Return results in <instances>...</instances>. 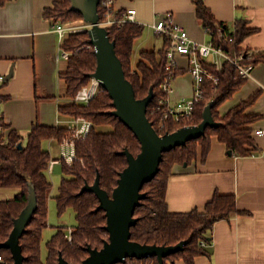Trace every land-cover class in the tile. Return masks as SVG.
<instances>
[{
    "label": "trees",
    "instance_id": "obj_1",
    "mask_svg": "<svg viewBox=\"0 0 264 264\" xmlns=\"http://www.w3.org/2000/svg\"><path fill=\"white\" fill-rule=\"evenodd\" d=\"M13 0H0V6ZM99 0V21L106 15L105 3ZM115 2V0H112ZM197 19L203 28H209L207 35L213 47L220 49L230 59H239L242 66H256L264 62V51H252L241 47L248 36L256 29L248 26L245 20H238L233 25L216 22L211 11L203 0H193ZM70 0H54L52 6L45 8L43 18L50 21L54 27L64 26L72 22L79 23L84 28L77 33H69L64 37L60 48L69 53L66 67L59 72L58 77L64 82V102L58 105V113L66 119L83 117L90 121L92 128L88 135L76 143L77 161L71 167L62 165V178L55 197L59 214L71 208L75 213L76 224L71 228V241L66 237L63 227L47 242V257L45 263L40 259L41 235L47 226L48 198L51 183L47 178V170L51 161L48 151L42 148L44 141H59L66 132L65 126H47L33 123L25 143L21 136L11 129L0 114V188H16L20 192L10 200L0 201V243L5 242L12 229L13 221L25 208L28 201L29 188L33 187L37 198V208L29 225L20 238V246L24 257L23 264H58L59 255L69 263L79 264L88 256L86 247L100 249L108 239L104 230L106 217L103 210H97V197L88 192L79 194L84 184H93L99 175V185L111 196L117 185L119 173L127 166L124 150L136 156L140 152V144L134 134L116 117L111 115L114 107L106 91H101L88 105H78L71 100L76 93L88 84L90 75L96 69L94 47L90 43L89 27L83 21L81 14L70 10ZM125 12L114 13L115 19H120ZM110 41L115 43V52L121 61L126 78L133 85L137 99L147 96L153 88V99L147 107V118L159 135L172 133L179 128L195 126L201 123L205 106L214 101L211 109L213 119L218 123L216 128L207 127L205 134L163 154L159 171L141 192L146 194L141 205L136 208L134 217L136 224L131 228L130 240L142 245L171 246L187 240L182 251L164 258L163 264H170L182 259L186 264L201 255H207L211 244L213 225L220 220L229 219L242 214L237 208L233 195L215 193L203 209H193L184 213H173L166 204L167 180L174 165H189L198 158L204 162L211 147V137L224 144L227 151L240 157L249 156L257 147L250 127L259 116L245 114L246 109L255 101V93L247 100L233 106L223 116L217 108L230 99L245 83L239 71L230 61H224L221 66L203 60V66L209 74L217 79L205 78L202 83V97L192 111V115L180 122L172 117L164 118L166 106L159 107L160 100L168 99V92L163 89L167 78L173 80L183 69L173 67L166 69V52L170 47V39L162 36L163 44L159 49L141 51L136 67H132L131 57L134 40L142 36L144 27L137 23H114L105 27ZM220 31H219V30ZM6 83V81H5ZM4 83V84H5ZM1 102L5 100L0 96ZM99 127H110L111 131H98ZM21 143L22 148L18 149ZM205 244V246H203ZM4 264H13L9 250L0 249ZM124 264H158L156 258L142 259L140 262L127 259Z\"/></svg>",
    "mask_w": 264,
    "mask_h": 264
},
{
    "label": "crops",
    "instance_id": "obj_2",
    "mask_svg": "<svg viewBox=\"0 0 264 264\" xmlns=\"http://www.w3.org/2000/svg\"><path fill=\"white\" fill-rule=\"evenodd\" d=\"M53 1L13 0L0 6V75L5 78L10 70L12 73L0 88V96L5 98L0 107L4 122L18 132L22 144L33 123L59 127L67 121L57 110L64 102L65 86L58 74L65 69L66 60H56L61 43L50 21L43 18L44 9L51 7ZM203 1L216 22L233 25L245 20L256 29L241 47L264 51V0ZM131 9L136 13L135 23L144 27L142 36L133 43V68L141 51L162 46V37L155 33L153 25L159 19H166L167 14L169 21L182 27L192 41L210 42L196 17L193 0H115L113 3L114 12ZM207 58L206 61L213 63ZM220 59L218 68L224 62ZM176 67L184 73L169 84L170 105L194 93L195 82L186 57L178 55ZM255 93L258 96L245 114L259 116L250 125L257 150L244 157L228 154L225 145L211 137L204 162L198 158L187 166L175 165L167 180L166 204L170 212L203 209L215 193L233 195L236 208L242 212L213 225L211 244L206 247L208 254L196 257L193 264H264V134L255 133L264 131V62L253 66L243 86L217 111L223 116ZM19 192L16 188H0V201L13 199ZM170 264L186 263L179 259Z\"/></svg>",
    "mask_w": 264,
    "mask_h": 264
},
{
    "label": "water",
    "instance_id": "obj_3",
    "mask_svg": "<svg viewBox=\"0 0 264 264\" xmlns=\"http://www.w3.org/2000/svg\"><path fill=\"white\" fill-rule=\"evenodd\" d=\"M70 4V10L81 14L84 23L89 27L90 43L94 47L96 57V69L89 77L99 81L103 91H106L112 100L114 109L111 115L126 126L140 144V152L136 156L127 150L122 152L126 157L127 166L119 173L117 185L111 196L101 189L98 174L93 184L86 183L81 188L79 194L88 192L97 197L99 202L97 210H103L105 213L104 230L108 234V239L103 242L100 249L87 246L88 256L79 264H124L127 259L148 258H156L158 264H163L164 258L182 251L188 241L184 240L171 246H156L142 245L130 240L131 228L137 222L134 212L141 205V200L146 197L141 189L158 173L164 153L202 137L207 127L218 126L211 112L214 101L205 106L200 124L159 135L146 115L147 107L153 99V88L149 89L146 97L136 98L133 85L126 78L121 61L116 55L115 43L110 41L106 28L99 25L97 10L99 0H70ZM11 74L10 70L5 81L11 78ZM21 148L22 145L19 143L18 149ZM228 154L231 152L228 151ZM36 208V193L34 188L30 187L25 208L14 219L8 239L0 243V249L10 251L13 264H23L24 257L19 241ZM58 264L72 263L64 260L60 254Z\"/></svg>",
    "mask_w": 264,
    "mask_h": 264
},
{
    "label": "built area",
    "instance_id": "obj_4",
    "mask_svg": "<svg viewBox=\"0 0 264 264\" xmlns=\"http://www.w3.org/2000/svg\"><path fill=\"white\" fill-rule=\"evenodd\" d=\"M113 1L108 0L105 3L106 15L103 21H99V25L102 27L110 26L114 23H125L131 22L135 23L136 13L135 10H128L125 12L120 19L114 18L113 10ZM170 14L166 15V19L157 20L153 28L155 33L159 36H166L170 39V47L166 52L167 56V66L166 69L170 70L173 67H176V57L178 55L184 56L187 59V68L188 71L194 78L195 86L194 93L192 98L181 99L174 105H170L169 100H160V106H166L167 110L165 112L164 118L172 117L176 122L187 119L192 115V111L197 103L201 100L202 93L201 87L203 80L208 78L212 80L213 83L217 84V79L207 72L203 66V60L207 57L214 55L224 59V61H230L235 65L239 71V74L242 78L247 79L250 76V72L253 69L252 65L242 66L239 64V59H230L228 56L222 53L220 49H217L212 46L209 42L208 44H199L192 41L187 32L180 26L169 21ZM83 30V26H64L62 24H57L53 27V31L58 35L60 43L66 35L69 33H77ZM219 30V29H218ZM220 31V30H219ZM205 32L211 33L209 28H205ZM69 53L63 51L59 48V53L57 54L56 60L64 59L67 60ZM171 82L170 78H167L163 84V89L166 92H169V84ZM5 83V78L0 75V88ZM103 89L100 86V83L95 78H90L87 85L83 86L71 100L73 103L78 105H88L91 100H93ZM0 100V106H1ZM1 114V107H0ZM66 132L62 138L57 141L59 149V158L51 159L47 173L50 174L53 171V167L56 164L66 165L71 167L75 161H77V152H76V143L84 139L92 128L90 121L86 120L83 117H73L67 119L65 122ZM257 135H263L264 131L259 130L255 132ZM72 229H69L67 232V239L71 241ZM205 246V244H203ZM5 260L2 255H0V264H4Z\"/></svg>",
    "mask_w": 264,
    "mask_h": 264
},
{
    "label": "rangeland",
    "instance_id": "obj_5",
    "mask_svg": "<svg viewBox=\"0 0 264 264\" xmlns=\"http://www.w3.org/2000/svg\"><path fill=\"white\" fill-rule=\"evenodd\" d=\"M67 26L80 27L82 25L76 22H72ZM136 56L137 55H135L134 57V61L136 60ZM207 60H212L216 65H219L222 61L220 58L214 55L209 56ZM61 83L64 87L65 85L62 80ZM190 98H192V96ZM98 131L109 132L111 131V128L99 127ZM42 148L49 152L51 158H59V149L57 142L44 141L42 144ZM63 177H65V174L62 172L61 164L54 165L53 171L50 174L47 173V178L52 187L48 198L47 226L45 227L41 235L40 259L43 263H45L47 257V242L56 233L57 228L63 227L64 231L67 233L69 229H71L76 224L75 213L71 208L66 209L62 214H59L57 210L55 197L58 194V188ZM135 261L140 262V260Z\"/></svg>",
    "mask_w": 264,
    "mask_h": 264
},
{
    "label": "bare ground",
    "instance_id": "obj_6",
    "mask_svg": "<svg viewBox=\"0 0 264 264\" xmlns=\"http://www.w3.org/2000/svg\"><path fill=\"white\" fill-rule=\"evenodd\" d=\"M26 230V229H25Z\"/></svg>",
    "mask_w": 264,
    "mask_h": 264
}]
</instances>
